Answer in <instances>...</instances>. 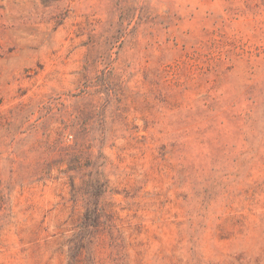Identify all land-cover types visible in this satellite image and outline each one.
<instances>
[{"label": "rangeland", "instance_id": "rangeland-1", "mask_svg": "<svg viewBox=\"0 0 264 264\" xmlns=\"http://www.w3.org/2000/svg\"><path fill=\"white\" fill-rule=\"evenodd\" d=\"M0 264H264V0H0Z\"/></svg>", "mask_w": 264, "mask_h": 264}]
</instances>
